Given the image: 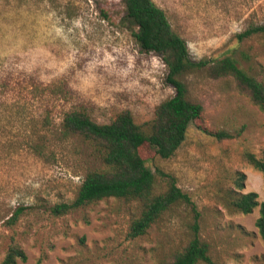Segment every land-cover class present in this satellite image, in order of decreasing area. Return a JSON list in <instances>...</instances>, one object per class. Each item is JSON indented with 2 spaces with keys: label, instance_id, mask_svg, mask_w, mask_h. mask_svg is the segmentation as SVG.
I'll return each mask as SVG.
<instances>
[{
  "label": "rangeland",
  "instance_id": "1",
  "mask_svg": "<svg viewBox=\"0 0 264 264\" xmlns=\"http://www.w3.org/2000/svg\"><path fill=\"white\" fill-rule=\"evenodd\" d=\"M154 1L193 59L230 55L264 82V32L238 37L264 24V0ZM135 30L122 0H0V264L13 240L27 254L18 264H158L192 237L195 212L186 203L137 237L128 234L137 202L108 197L60 215L50 209L73 201L87 172L103 165L88 140L62 135L66 112L109 122L129 109L149 131L157 105L175 94L163 55L144 50ZM180 78L203 113L172 156L148 144L140 153L195 202L213 264H264L259 205L245 213L232 203L249 191L264 200V172L246 157L264 159V109L233 76L214 77L208 66ZM165 188L159 177L156 189ZM19 206L26 209L12 223Z\"/></svg>",
  "mask_w": 264,
  "mask_h": 264
},
{
  "label": "trees",
  "instance_id": "2",
  "mask_svg": "<svg viewBox=\"0 0 264 264\" xmlns=\"http://www.w3.org/2000/svg\"><path fill=\"white\" fill-rule=\"evenodd\" d=\"M126 16L137 26L134 36L146 51L163 55L168 67L167 81L175 88V94L157 105L154 117L148 122L149 131L136 122L133 113L125 109L109 122H98L83 109L65 113L62 135H79L95 147L102 159V167L87 172L75 199L51 205V212L60 215L73 208L116 197L139 204V214L129 225V236L145 234L163 213L175 204L186 203L195 212L192 224L193 235L168 260L158 264H213L209 245L199 235V216L195 202L177 183L174 174L157 169L154 171L141 155L140 147L152 146L157 154L172 156L187 136L190 125L201 116L204 105L187 97V84L180 76L187 71L208 66L212 76H233L237 84L246 89L252 100L264 109V82L243 69L233 56L214 60L210 57L195 60L190 56L186 40L173 29L166 12L154 0H122ZM264 32V24L250 27L240 33V39L256 32ZM205 131L218 139L230 138L227 131ZM39 150V147H36ZM249 162L264 172V159L253 152H247ZM245 174L241 173L240 177ZM165 179L166 188L157 190L158 179ZM239 186L243 184L239 179ZM258 192L241 193L233 199V205L245 212H251L259 205L256 225L264 240V200L259 201ZM26 209L19 206L11 219L13 223ZM26 260L25 250L14 240L10 244L1 264H18Z\"/></svg>",
  "mask_w": 264,
  "mask_h": 264
}]
</instances>
